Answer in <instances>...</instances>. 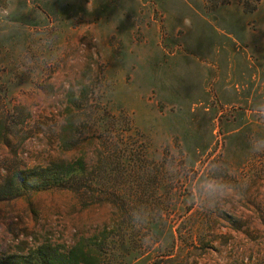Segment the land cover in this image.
I'll use <instances>...</instances> for the list:
<instances>
[{"label": "rangeland", "instance_id": "rangeland-1", "mask_svg": "<svg viewBox=\"0 0 264 264\" xmlns=\"http://www.w3.org/2000/svg\"><path fill=\"white\" fill-rule=\"evenodd\" d=\"M239 3L0 0V264H264V0ZM212 177L239 198L208 208Z\"/></svg>", "mask_w": 264, "mask_h": 264}, {"label": "clouds", "instance_id": "clouds-1", "mask_svg": "<svg viewBox=\"0 0 264 264\" xmlns=\"http://www.w3.org/2000/svg\"><path fill=\"white\" fill-rule=\"evenodd\" d=\"M254 111L258 112L260 115H264V106H258ZM257 143L264 145V139H257ZM253 149L255 151H260V149L256 148L254 145ZM204 190L209 193L211 197L208 208H215L220 200L229 201L231 199L239 198L241 195L240 189L229 186L225 183H218L216 177H212L211 182L204 185ZM224 193H227V195H223Z\"/></svg>", "mask_w": 264, "mask_h": 264}, {"label": "trees", "instance_id": "trees-1", "mask_svg": "<svg viewBox=\"0 0 264 264\" xmlns=\"http://www.w3.org/2000/svg\"><path fill=\"white\" fill-rule=\"evenodd\" d=\"M205 1L213 9L229 4V0H205ZM251 3H252L251 0H243V1L240 0L239 4L241 5L242 11L245 14H251L255 12L257 9L259 0H254V4H251ZM67 187H68L67 184H63L62 189H67Z\"/></svg>", "mask_w": 264, "mask_h": 264}]
</instances>
